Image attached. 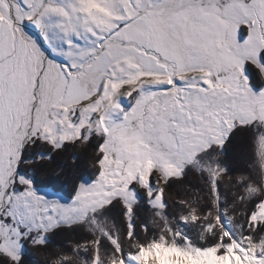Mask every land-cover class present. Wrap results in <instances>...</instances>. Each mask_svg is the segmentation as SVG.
I'll use <instances>...</instances> for the list:
<instances>
[{
	"label": "snow or ice",
	"instance_id": "snow-or-ice-1",
	"mask_svg": "<svg viewBox=\"0 0 264 264\" xmlns=\"http://www.w3.org/2000/svg\"><path fill=\"white\" fill-rule=\"evenodd\" d=\"M189 175L191 221L160 186ZM190 224L264 264V0H0V264H143Z\"/></svg>",
	"mask_w": 264,
	"mask_h": 264
},
{
	"label": "trees",
	"instance_id": "trees-1",
	"mask_svg": "<svg viewBox=\"0 0 264 264\" xmlns=\"http://www.w3.org/2000/svg\"><path fill=\"white\" fill-rule=\"evenodd\" d=\"M241 148L245 149V151L247 150V145L244 141H234L226 145L225 151L227 153V157L224 158V162L229 164L230 167L234 166L243 169L246 160L245 157L241 155ZM71 155L72 151L70 149L68 153H64L62 156L56 157L54 161L50 163L46 162L45 167L42 170H38V177L47 181V178L54 175L62 166L71 163ZM81 166L82 171H88V169L84 167L83 157H81ZM204 187L205 186L202 184L199 178L193 175H189L183 181H174L173 188H168L165 185L164 188L168 194L169 214L176 216L179 212L184 211L189 214V220L191 221L194 215L198 213L202 214L207 211L211 198L204 193ZM196 188H200L201 191L199 193L195 192L194 189ZM66 190L70 191L71 186L67 185ZM228 192L230 193L231 189H229ZM201 197H203V199H201ZM177 199L180 201H186V203L177 204L174 202ZM193 200H195V204H193ZM113 211L115 212L113 213L114 215L119 216L118 209H114ZM141 215L144 216L146 213L141 211ZM211 215L214 218L216 212L213 211ZM185 230L188 231V234L193 242L192 244L186 246V249L193 247L198 249L200 245L206 246L211 242L212 237L210 235L204 233L202 236L197 227L192 224H190L189 228ZM155 231L156 229L154 228L153 232ZM51 241L53 243H61L63 241V237L53 236L51 237ZM48 247L51 249L50 255H44L40 249H33V252L30 253L32 255V264H37L38 261H40V264H47V261L51 255H55L58 250L63 251V248L58 247L56 244H50ZM205 249H208V247Z\"/></svg>",
	"mask_w": 264,
	"mask_h": 264
},
{
	"label": "bare ground",
	"instance_id": "bare-ground-1",
	"mask_svg": "<svg viewBox=\"0 0 264 264\" xmlns=\"http://www.w3.org/2000/svg\"><path fill=\"white\" fill-rule=\"evenodd\" d=\"M185 254L187 253L183 250L157 246L150 251L144 252L143 264H203V262H206V264H225L222 263L219 257L215 256L212 250L196 251L193 254L192 262L188 261L187 255L185 256L186 258H183ZM245 259V264H247V258Z\"/></svg>",
	"mask_w": 264,
	"mask_h": 264
},
{
	"label": "rangeland",
	"instance_id": "rangeland-1",
	"mask_svg": "<svg viewBox=\"0 0 264 264\" xmlns=\"http://www.w3.org/2000/svg\"><path fill=\"white\" fill-rule=\"evenodd\" d=\"M61 166H62V164H61ZM157 179L159 180L160 178H159V176L157 177ZM161 187H164L165 185L163 184V183H161V185H160ZM113 213H115L114 211H113ZM162 246V245H161ZM163 247V246H162ZM175 249V248H174ZM205 250H212L213 252H214V254H215V256L216 257H219L220 259H221V261H222V263H225V264H245V262H246V259L244 258V259H242V258H240L239 256H237L234 252H232V251H229V252H227L226 254H224V255H217V253H216V250L215 249H213V248H208V249H205ZM184 252H186L187 254H185L184 256H183V258H186V257H188L187 259H188V261L189 262H192L193 261V254L196 252V251H193L192 250V248H190V249H185V250H183ZM187 255V256H186ZM186 256V257H185ZM190 256H191V258H190ZM192 259V260H191ZM203 264H206V262H203Z\"/></svg>",
	"mask_w": 264,
	"mask_h": 264
}]
</instances>
